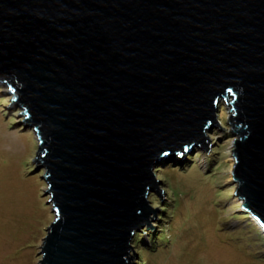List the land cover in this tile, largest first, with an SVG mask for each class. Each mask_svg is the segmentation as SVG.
Instances as JSON below:
<instances>
[{
    "label": "water",
    "instance_id": "water-1",
    "mask_svg": "<svg viewBox=\"0 0 264 264\" xmlns=\"http://www.w3.org/2000/svg\"><path fill=\"white\" fill-rule=\"evenodd\" d=\"M0 83L54 213L39 264H132L154 164L207 151L220 99L236 195L264 223V0H0Z\"/></svg>",
    "mask_w": 264,
    "mask_h": 264
},
{
    "label": "rangeland",
    "instance_id": "rangeland-1",
    "mask_svg": "<svg viewBox=\"0 0 264 264\" xmlns=\"http://www.w3.org/2000/svg\"><path fill=\"white\" fill-rule=\"evenodd\" d=\"M8 89L0 83V264H39L42 239L54 213L44 193V169H36L33 160L36 133L20 122L21 110L17 105L11 107L13 92ZM218 104L222 106L220 111L216 109V119L224 124L205 129L210 143L207 151L194 144L184 154L177 151L171 161H165V155L161 158L168 167L176 163L174 159L189 162L177 164L182 167L168 173L160 167L155 177L161 181L158 187L163 198L152 192L147 196L153 209L161 208L155 212L158 222L152 232H134L148 245L150 235L161 229L159 215H169L177 206L174 216L164 215L161 224L164 233L173 238L153 255L151 264H264L262 231L253 226L232 181L236 136L228 124L230 110L223 99ZM160 164L156 162L153 170ZM237 214L245 218H235ZM131 245L132 264H136L139 253L133 242Z\"/></svg>",
    "mask_w": 264,
    "mask_h": 264
},
{
    "label": "trees",
    "instance_id": "trees-1",
    "mask_svg": "<svg viewBox=\"0 0 264 264\" xmlns=\"http://www.w3.org/2000/svg\"><path fill=\"white\" fill-rule=\"evenodd\" d=\"M221 106L222 105L218 104V106H217L218 110L217 111H220ZM219 122L223 123V120L219 119ZM159 162H161L159 167L157 169L153 170L155 175L159 172V170H161L160 167H164L165 168V173H168V172H171L172 169H178V168L180 169L182 166L180 167L177 164H179V163L185 164V163H188L189 160L187 159V160H185V162H179V160L174 159V162H176V163L172 164L171 167H168L169 163H167V162H162V160H160ZM166 168H168V169H166ZM162 180L164 182V179H162ZM175 208H177V206H175L174 209ZM174 209H171V211L169 212L170 213L169 215H165L164 214L165 218L166 217L172 218L174 216V214H175V212H174L175 210ZM164 215H159V218L161 219L159 222H161V223H158V224H160L161 229L158 230V233H155V234L153 233V234L150 235V237H151V238H149V240L151 241L150 245H148L145 242H143L141 237H137V234L136 235L134 234L132 242H133L134 245H136L138 253H139V256H138L136 264H151V262H152V260L154 258L153 255H155L156 253L160 252L161 248L166 246L168 241L172 240L173 236L171 235L172 237H168L167 234L164 233V231H163L165 227L161 226V224H163ZM234 217L235 218H240V219H244L245 218L241 214H237ZM167 227H168L169 230L172 229V227L170 225H168ZM160 244H163V245L160 246Z\"/></svg>",
    "mask_w": 264,
    "mask_h": 264
},
{
    "label": "clouds",
    "instance_id": "clouds-1",
    "mask_svg": "<svg viewBox=\"0 0 264 264\" xmlns=\"http://www.w3.org/2000/svg\"><path fill=\"white\" fill-rule=\"evenodd\" d=\"M184 154V153H183ZM243 201V200H242ZM243 204H244V206H245V203H244V201H243ZM251 213H252V215L253 216H256V214L254 213V212H252L249 208H247ZM256 218H257V220L256 221H254V220H252L251 219V216H250V219L252 220V222H253V226L255 227V228H257V230H259V231H262V238L264 237L263 236V234H264V223L256 216ZM259 231H258V233H259Z\"/></svg>",
    "mask_w": 264,
    "mask_h": 264
}]
</instances>
